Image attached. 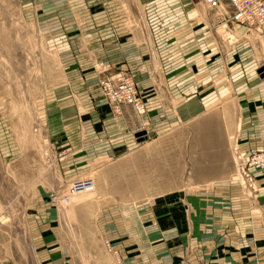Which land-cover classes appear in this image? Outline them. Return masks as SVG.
Wrapping results in <instances>:
<instances>
[{
    "label": "crops",
    "instance_id": "obj_1",
    "mask_svg": "<svg viewBox=\"0 0 264 264\" xmlns=\"http://www.w3.org/2000/svg\"><path fill=\"white\" fill-rule=\"evenodd\" d=\"M19 5L59 66L36 125L51 151H67L64 176L131 153L140 133L160 138L214 108L233 112L242 151L264 149V27L230 24L198 0ZM122 70L134 75L145 105L140 116L126 105L118 115L102 93L101 81ZM0 153L9 161L22 154L1 127ZM251 173L258 187L251 201L233 179L185 200L105 198L96 206V229L119 264H264V168ZM29 208L40 263L68 264L64 250L50 248L59 240L53 204L40 197Z\"/></svg>",
    "mask_w": 264,
    "mask_h": 264
},
{
    "label": "rangeland",
    "instance_id": "obj_2",
    "mask_svg": "<svg viewBox=\"0 0 264 264\" xmlns=\"http://www.w3.org/2000/svg\"><path fill=\"white\" fill-rule=\"evenodd\" d=\"M58 77L55 57L22 18L19 0H0V127L22 148L13 161L0 155V264H41L29 208L40 197L53 204L58 219L59 240L50 248L64 250L68 264L120 263L95 226L102 199L185 200L227 179L255 199L258 187L251 170L264 167L242 172L236 152L254 151L238 147L233 112L224 108L211 109L160 138L138 137L142 144L131 153L97 159L81 173L64 176L60 168L67 151H51L36 125L37 106ZM84 179L92 187L72 193L71 185Z\"/></svg>",
    "mask_w": 264,
    "mask_h": 264
},
{
    "label": "built area",
    "instance_id": "obj_3",
    "mask_svg": "<svg viewBox=\"0 0 264 264\" xmlns=\"http://www.w3.org/2000/svg\"><path fill=\"white\" fill-rule=\"evenodd\" d=\"M207 9L216 11L218 18L227 17L230 24H242L249 28L264 27V0H198ZM102 93L116 111L122 106H130L138 113L145 111L134 75L122 70L113 76L106 77L100 83ZM239 167L246 172L248 167H264V150L252 153L237 151ZM92 187L91 180H77L71 187L72 193Z\"/></svg>",
    "mask_w": 264,
    "mask_h": 264
},
{
    "label": "water",
    "instance_id": "obj_4",
    "mask_svg": "<svg viewBox=\"0 0 264 264\" xmlns=\"http://www.w3.org/2000/svg\"><path fill=\"white\" fill-rule=\"evenodd\" d=\"M260 73H262V77H264V69H262L261 71H260ZM145 135V133H140L139 135H137V137H142V136H144Z\"/></svg>",
    "mask_w": 264,
    "mask_h": 264
}]
</instances>
